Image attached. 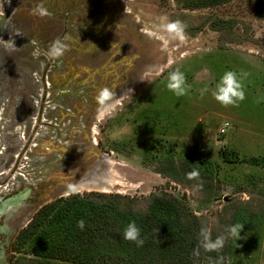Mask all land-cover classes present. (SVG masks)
Here are the masks:
<instances>
[{"label": "rangeland", "instance_id": "rangeland-1", "mask_svg": "<svg viewBox=\"0 0 264 264\" xmlns=\"http://www.w3.org/2000/svg\"><path fill=\"white\" fill-rule=\"evenodd\" d=\"M40 5L48 15L35 13ZM261 10L259 0L192 9L181 0H0V197L27 191L8 216L0 207L5 264H30L12 242L38 208L91 191L139 213L155 196L175 197L199 239L202 227L214 240L242 220L225 264H264V163H251L264 159ZM175 20L186 25L183 41L160 29ZM58 38L66 49L53 59ZM176 69L182 96L167 88ZM226 71L242 80L235 105L214 98ZM104 87L116 96L99 117Z\"/></svg>", "mask_w": 264, "mask_h": 264}, {"label": "trees", "instance_id": "trees-1", "mask_svg": "<svg viewBox=\"0 0 264 264\" xmlns=\"http://www.w3.org/2000/svg\"><path fill=\"white\" fill-rule=\"evenodd\" d=\"M181 1L192 9L229 0ZM259 2L264 13V0ZM251 163L263 165L264 159L252 158ZM197 164L200 167L202 162ZM116 197L93 191L59 196L37 209L16 235L12 250L31 254L30 264H225L232 242L220 253L200 248L196 255L197 221L175 197L155 196L145 213L123 208ZM80 220L85 221L83 230L77 226ZM132 221L141 228V247L123 238ZM238 222L241 225L242 220ZM244 224L250 225L248 220Z\"/></svg>", "mask_w": 264, "mask_h": 264}, {"label": "clouds", "instance_id": "clouds-1", "mask_svg": "<svg viewBox=\"0 0 264 264\" xmlns=\"http://www.w3.org/2000/svg\"><path fill=\"white\" fill-rule=\"evenodd\" d=\"M36 14L41 16L48 15V11L43 5L38 6L35 10ZM160 29L166 32L171 39L183 41L185 39V29L186 25L180 21L175 20L171 22L164 23L160 25ZM151 36L164 41L165 37L159 35L155 32L149 33ZM8 45L10 47H15L14 40H9ZM66 45L61 39H56L53 41L51 47L48 50V56L50 58L56 59L64 55ZM40 55L39 50L33 52L34 57ZM150 82V81H149ZM167 88L172 91L177 96H182L186 91V79L183 72L176 69L168 74ZM116 96V92L109 87H104L99 90L96 96V102L99 106L98 113L99 117H103L105 114L110 113L113 108V98ZM214 98L217 102L224 106L235 105L237 101H242L245 98V93L243 90V84L241 77L234 71H226L219 79L216 84V90L214 92ZM199 173L195 170L188 173V178L193 179L198 177ZM75 192L76 189L73 187L70 189ZM77 226L83 230L85 227V221L80 220L77 222ZM243 225L232 224L225 228V232L217 236L214 240L210 236L208 228L202 227L200 229V239L198 240V248L194 249L196 255H199V249L202 248L206 252L215 251L220 253L226 241L229 238L237 241L240 239V233ZM123 238L127 241L134 242L137 247H141L144 244V238L142 236L141 228L134 222H129L123 230ZM211 259V257L209 258ZM220 257H217L219 261Z\"/></svg>", "mask_w": 264, "mask_h": 264}, {"label": "flooded vegetation", "instance_id": "flooded-vegetation-1", "mask_svg": "<svg viewBox=\"0 0 264 264\" xmlns=\"http://www.w3.org/2000/svg\"><path fill=\"white\" fill-rule=\"evenodd\" d=\"M26 196H27V191L21 190V191H18L17 194H12V195H9L8 197H0V207H4L5 209L4 214H2L1 216H8L10 212L14 211V208L16 206L21 204L22 200H24ZM14 198H18V200L12 201V200H15ZM9 200L11 201L8 203L5 202ZM8 205H10V207L6 208ZM0 231L1 232L4 231V226L0 225ZM0 264H5L4 251H2L1 249H0Z\"/></svg>", "mask_w": 264, "mask_h": 264}, {"label": "built area", "instance_id": "built-area-1", "mask_svg": "<svg viewBox=\"0 0 264 264\" xmlns=\"http://www.w3.org/2000/svg\"><path fill=\"white\" fill-rule=\"evenodd\" d=\"M225 126H227V123H224V125H223L221 131H224Z\"/></svg>", "mask_w": 264, "mask_h": 264}]
</instances>
